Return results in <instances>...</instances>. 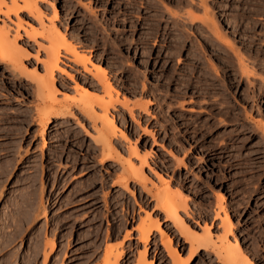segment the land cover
<instances>
[{"label":"rangeland","instance_id":"rangeland-1","mask_svg":"<svg viewBox=\"0 0 264 264\" xmlns=\"http://www.w3.org/2000/svg\"><path fill=\"white\" fill-rule=\"evenodd\" d=\"M37 2L44 23L54 24L92 69L106 71L118 100L111 112L128 138L115 141L121 156L129 159L135 147L147 155V178L179 193L193 232L207 228L220 241L226 213L228 241L264 264V0ZM9 17L1 14V23L15 33L18 18ZM20 17L25 28L40 30L27 12ZM20 33L33 55L27 67L43 74L47 52L39 45L48 42ZM63 55L68 76L57 74L58 99L75 97L77 85L104 94L97 70L91 76ZM28 83L0 61V194L7 192L0 200V264H45L53 240L47 264H102L111 245L123 251L119 264H137L144 253L152 264H173L156 231L149 245L140 240L146 213L160 219L184 259L195 254L191 264H223L210 247L193 250L140 184H119V161L101 164L83 113L54 119L42 136L36 87Z\"/></svg>","mask_w":264,"mask_h":264},{"label":"bare ground","instance_id":"bare-ground-1","mask_svg":"<svg viewBox=\"0 0 264 264\" xmlns=\"http://www.w3.org/2000/svg\"><path fill=\"white\" fill-rule=\"evenodd\" d=\"M38 3L37 0H10V2L7 0H0V15L3 14L10 19L9 16L11 14L18 18L15 28L16 30H14L15 33H13L11 26H9L7 22L5 23V21H2L1 23L0 20V61L5 64L6 72L11 74L13 78H25L26 80H29V83L32 84V86L36 87V97L38 100L37 115L40 120L39 124L41 126L42 136L47 133L51 124L53 125L54 119H74V116H76L74 110L77 109L93 124L92 129L87 128L88 126H80L88 132L90 140L95 145L94 148L99 151L98 154H101V164L105 165L113 159L119 161L122 169L120 177L118 178L119 184L127 189L130 188L131 182L140 184L142 189L147 191V193L156 200V206L161 210L160 212H162L164 216L172 222L173 226L177 228L179 233L186 238L193 250L198 251L205 247H210V251L214 253L223 264H254L238 245L231 244L228 241L227 234L230 232L232 225L228 216L226 217V213L224 214L223 221H221L227 230L224 235L225 237H222L223 239L220 238V241H213L210 236L211 233L207 228L203 229V233L200 235L193 232L192 229L186 225L185 219L181 215V213L184 212V210H187V208L186 203L183 201L179 193L172 190L171 187L168 186V183L167 185H163L165 181H163L161 186H157L153 181H150V179L147 178V175L145 174V166H149L147 165V155L143 156L137 151L138 149L136 147L137 150L135 148L132 149L133 147H131V157L135 156L134 158L139 161L138 164L133 162L131 157L129 159H124L121 156L115 141L118 137L125 140L128 138L127 135L119 129L117 117L111 112L113 109L116 110L115 106L116 103H118V100H115L116 98L114 99L113 97L115 91L107 78L106 71L95 68L92 69V67H90L91 63L89 59L87 58V60L84 55H81L78 48L70 43L65 35H63L54 24H45L42 19L43 13ZM21 12H27L32 18H35L39 22L40 30L31 25L29 26V29H27V27L25 28L24 25H26V23L20 17ZM20 30L24 31L26 38L30 41H35L37 43L38 38H43L48 42L47 48L43 45H39L40 49L43 48L47 52V58L43 62V74L39 73L36 69V71H31L29 67H27L26 62L33 55H31L32 53H30V50L22 43ZM63 52L67 55H71L73 57L72 61L81 66L83 70L91 76H94V70L99 71V73L96 71V74L100 83L99 85H102L101 88L103 87L104 89V91L102 90L104 94L99 95L92 90L90 91L87 87L77 85V83L76 85L78 88H76L77 95L75 97L64 98V101L57 98V95L61 91L57 85V74L60 73L68 76L67 70L61 66L62 57L64 56ZM35 58L37 61L40 60L39 56H36ZM71 78L74 80L73 76ZM124 105L130 107L127 102H125ZM140 107L142 110H147L146 104H140L139 108ZM6 193L7 192L3 191L0 194L1 201L5 200ZM46 208L47 207H44L43 209L46 210ZM19 220L21 221V219ZM137 231L140 240L147 245H149L155 231L160 234L162 244L168 248L173 264H191L196 257L195 254H190L189 258L184 259L180 255L181 253L173 247L170 235L161 226L160 219H155L150 214L146 213L144 217L140 218ZM17 232H19V230ZM1 233L4 232L1 231ZM6 235L2 236V240L11 237V235ZM46 245H48L47 247H49V251L47 253L45 252V264H47L48 261H51L52 256L56 252V244L54 240L51 243L48 242ZM118 247H114V245L108 247L102 264H119L121 262L123 251ZM145 256V253L141 254L137 264H152V262H149Z\"/></svg>","mask_w":264,"mask_h":264}]
</instances>
